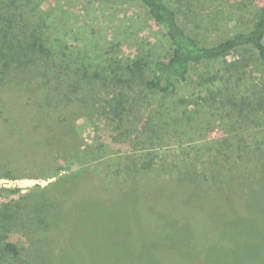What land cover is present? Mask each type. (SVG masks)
<instances>
[{
	"label": "trees",
	"instance_id": "trees-1",
	"mask_svg": "<svg viewBox=\"0 0 264 264\" xmlns=\"http://www.w3.org/2000/svg\"><path fill=\"white\" fill-rule=\"evenodd\" d=\"M43 2L0 0V179L57 178L50 185L57 206L59 198L113 204L99 192L108 186L124 190L115 205L128 196L146 217L164 213L157 205L169 213L182 204L184 212L221 211L250 223L239 224L238 238L261 252L246 264H264V206L251 210L245 196L264 193V145L246 140L264 129V0H237L228 11L219 0H85L145 14L152 40L132 57L122 55L118 37L106 48L94 31L77 39ZM83 117L94 131L85 149ZM67 133L79 136L68 153ZM215 152L217 172L205 171ZM239 187L242 198L224 205V190ZM22 210L20 202H0V264L21 262L23 242L45 224L39 210L30 225L21 222Z\"/></svg>",
	"mask_w": 264,
	"mask_h": 264
},
{
	"label": "rangeland",
	"instance_id": "rangeland-1",
	"mask_svg": "<svg viewBox=\"0 0 264 264\" xmlns=\"http://www.w3.org/2000/svg\"><path fill=\"white\" fill-rule=\"evenodd\" d=\"M200 1L204 2V0ZM219 1L221 8L227 11L237 2V0ZM44 3L54 9L51 10L52 16L61 21L58 26L72 31L82 42L91 31H94V37L99 40L102 48H106L110 39L118 37L119 41L124 42L122 55L132 57L138 53L136 50L142 51L145 43L152 40L151 34L154 29L145 18V14L137 8L128 5L116 7L107 3L87 6L85 0H44L42 8H46ZM204 119L207 120L205 117ZM77 124L85 149L93 142L94 131L84 117ZM262 129L252 132L246 138L247 142L259 141L264 145ZM220 133L221 131L215 127L212 138L219 141L217 138ZM78 137L74 133L66 134L63 139L66 153L78 143ZM195 146H200V143H196ZM161 151L166 152L167 155L173 154L170 149ZM206 156L208 161L205 162L204 170L213 169L216 173L218 169L212 168L210 163H215L219 158L218 153ZM203 158L205 157L198 159L195 166L197 171L200 170L199 163ZM76 170L77 167L61 175ZM0 180V190L4 192L0 202L8 200L20 202L23 206L19 215L21 222L30 225L28 219H33L35 210L36 212L39 210L40 217L45 221L40 232L28 235L29 239L23 242L25 251L18 264H246L248 262L246 257L252 259L261 252L258 249L255 253L256 246L249 241V238H238L239 233L236 231L243 219L240 218L237 223L230 215L221 211L213 212L206 208L199 213L193 210L184 212L182 204L180 212L169 213L163 206L157 205L152 208L169 216L157 212L154 218L146 217L136 209L138 207L133 201L130 202L128 196L115 205L124 190L108 186L100 187L99 192L105 196L101 199L113 204L104 207L98 200L92 203L95 207H85L83 201L71 206L66 203V199L63 202L59 198L57 202L61 204L57 206L51 194L56 197L58 195L51 193L50 189V185L57 178ZM106 183H112V180L108 179ZM239 185H242L240 181ZM242 188L239 187L240 190L237 189L235 193L233 189L224 190L226 200L224 205L230 206L242 198L238 196V192H243L245 189ZM192 194L195 195L194 191L191 192ZM245 196H247V204L252 205L248 208L257 212L259 208L262 210L264 193L250 189ZM206 198L214 200L216 196L211 195ZM247 213L256 215L251 211ZM259 216L258 214L255 218ZM262 217L261 219L264 220L263 215ZM243 223L251 227L250 223L245 221ZM242 224L240 226L244 227ZM31 239L35 241L32 242ZM238 239L242 240L237 242Z\"/></svg>",
	"mask_w": 264,
	"mask_h": 264
},
{
	"label": "built area",
	"instance_id": "built-area-1",
	"mask_svg": "<svg viewBox=\"0 0 264 264\" xmlns=\"http://www.w3.org/2000/svg\"><path fill=\"white\" fill-rule=\"evenodd\" d=\"M6 180V179H5ZM1 181V180H0ZM13 181H17V180H13Z\"/></svg>",
	"mask_w": 264,
	"mask_h": 264
}]
</instances>
